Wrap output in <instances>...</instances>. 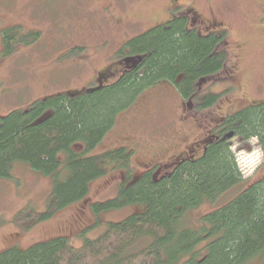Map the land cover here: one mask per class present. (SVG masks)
<instances>
[{"label": "trees", "instance_id": "16d2710c", "mask_svg": "<svg viewBox=\"0 0 264 264\" xmlns=\"http://www.w3.org/2000/svg\"><path fill=\"white\" fill-rule=\"evenodd\" d=\"M193 21L178 14L129 38L114 54L116 62L82 92L52 95L0 116V179L13 178L15 165L21 163L51 177L53 184L45 211L25 208L16 215L26 230L86 199L93 181L119 169L126 174L117 196L92 204L94 213L144 205L81 246L70 237L27 249L13 246L0 252V264H264V174L246 178L250 164L232 142L237 135L246 144L256 139L264 157V101L237 111L222 106L224 112L211 125L222 121L215 135L188 136L189 149L187 143L179 148L183 156L172 161V167L156 163L134 177L131 147L92 154L114 131L120 116L160 82L177 89L186 114L194 108L206 111L227 98L233 90L230 83L214 88L217 76L228 81L226 33L200 32ZM41 38L39 30L5 28L2 55ZM231 132L233 137L226 138ZM186 149L194 156H186ZM257 158L251 160L256 163ZM235 188L238 192L229 200L200 215L196 227L182 226L190 211L217 202Z\"/></svg>", "mask_w": 264, "mask_h": 264}, {"label": "rangeland", "instance_id": "374dc122", "mask_svg": "<svg viewBox=\"0 0 264 264\" xmlns=\"http://www.w3.org/2000/svg\"><path fill=\"white\" fill-rule=\"evenodd\" d=\"M108 4L116 19L113 27L102 16V7ZM168 4L169 0H0V116L27 109L36 100L52 95L84 91L98 73L116 62L113 56L126 40L170 18L166 12ZM188 4L203 19L219 22L218 28L226 31L228 58L235 57L240 66L232 81L235 88L213 108H194L195 115L182 110L181 97L169 83L160 82L149 89L131 110L120 116L114 131L92 152L131 147L135 151L134 177L156 163L172 167V161H179L180 149L185 147L188 136L203 137L213 120L224 112L223 108L231 106L237 111L250 102L264 101V0H186L185 5ZM127 18L134 23L127 24ZM197 22L206 25L199 19ZM12 26H21L24 31L39 30L42 38L31 45H19L11 55L3 56L2 31ZM215 81L214 88L220 90L228 82L221 76ZM191 121L197 128L191 127ZM239 137L234 136L232 142L240 158L248 161V147L255 149L252 156L259 157L245 177H261L264 166L257 167L264 163V157L257 140L246 144ZM189 141L187 146L192 143ZM14 173L11 179H0V252L13 246L27 249L56 237H70L74 245L81 246L86 239L101 235L109 223L123 221L144 209L138 204L94 213L92 204L117 196L126 174L119 169L93 181L86 199L26 230L16 222V215L25 208L45 211L53 184L51 177L21 163L15 165ZM237 192L238 188L232 189L217 202L204 203L190 211L182 226L196 227L200 215L222 205Z\"/></svg>", "mask_w": 264, "mask_h": 264}, {"label": "flooded vegetation", "instance_id": "af4514ba", "mask_svg": "<svg viewBox=\"0 0 264 264\" xmlns=\"http://www.w3.org/2000/svg\"><path fill=\"white\" fill-rule=\"evenodd\" d=\"M185 2L186 0H169V4L166 6V12H167V16L169 19L165 20V21H162V22H166L170 19H172L174 16H177L178 14L179 15H182V16H185L187 17L189 20H192L193 21V18H195V20L193 21L194 24H197L198 25V29H200L201 31L200 32H203V33H207V32H212V31H225L224 29L222 28H218L221 24L215 20L211 21V20H207V19H203L202 15L196 10V8H194V6L188 4V5H185ZM103 9V15L105 16L106 20L109 23V26L113 27L112 26V23L113 21H115V16L114 14L112 13V5H106L104 7H102ZM174 12V14L172 15L171 12ZM171 14V16H170ZM197 19H199V21H202L204 23H206V25H201L197 22ZM126 22L128 24V22H132L134 23V21H132V19L130 18H127L126 19ZM160 22V23H162ZM159 24V23H158ZM207 24H211L208 25ZM211 27H214V28H211ZM216 27V28H215ZM226 32V31H225ZM229 47H226V50L228 51V54L230 53V50L228 49ZM107 69V68H106ZM240 69V66H239V60L234 57V59H231L230 60V64H229V73H228V77H227V80H228V83L231 84L232 86V89L235 88V84L232 83V81L234 80L235 76L237 75L238 73V70ZM105 70V69H104ZM103 71V70H102ZM252 102H250L249 104H251ZM248 104V105H249ZM224 119V118H223ZM222 119V120H223ZM217 122V121H216ZM210 128V130H208L206 132V134H204L207 138H212L216 132L215 129L216 127L222 122H218L216 123ZM226 133V132H225ZM203 135V136H204ZM196 146V144L194 145V147ZM188 149H189V146H188ZM197 152V151H196ZM196 152H193V153H196ZM187 155L186 156H194V154L190 155L191 153L187 152L186 153ZM177 156V155H176ZM178 156H183V155H178ZM196 156V155H195Z\"/></svg>", "mask_w": 264, "mask_h": 264}, {"label": "water", "instance_id": "95a60500", "mask_svg": "<svg viewBox=\"0 0 264 264\" xmlns=\"http://www.w3.org/2000/svg\"><path fill=\"white\" fill-rule=\"evenodd\" d=\"M233 135H234V133H233V132H231V133H229V134H227V135H226V138H232V137H233Z\"/></svg>", "mask_w": 264, "mask_h": 264}]
</instances>
